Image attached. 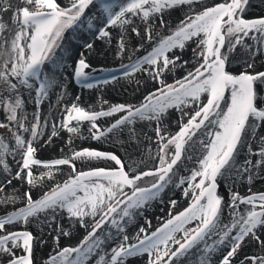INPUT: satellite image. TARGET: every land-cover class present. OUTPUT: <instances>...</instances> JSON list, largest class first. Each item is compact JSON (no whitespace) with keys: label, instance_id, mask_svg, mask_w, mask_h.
I'll return each instance as SVG.
<instances>
[{"label":"snow or ice","instance_id":"6c2138e0","mask_svg":"<svg viewBox=\"0 0 264 264\" xmlns=\"http://www.w3.org/2000/svg\"><path fill=\"white\" fill-rule=\"evenodd\" d=\"M248 3L249 0H214L211 4L208 0H65L62 5L59 0H0V108L6 121L0 123V128L6 129L8 139L14 141L10 144L0 136V165L4 173L0 190L11 185L13 178L28 185L18 196L3 198L5 204L19 202L21 206L0 215V264H35L38 238L26 226L42 217L54 233H50L53 254L45 264H87L94 255L96 264H125L128 258L145 254L146 264H177L180 257L201 244L198 264H213L212 256L217 252L220 255L216 264H233L238 250L249 243L258 248L259 254L246 256L241 264H264V192L247 196L232 192L225 205L217 190L219 178L225 173L241 178L248 173L251 183L252 169L264 167V137L255 152L249 144V158L242 165L236 163L245 137L255 134L250 122L264 123V97L256 88L257 84L264 85V71L233 73L226 66L228 54L245 37L264 43V16L246 19L241 15ZM90 5L99 6L93 41L105 40L111 49V29L119 27L113 55L121 63L114 72L135 80V90L143 87L146 94L136 102L111 103L100 110L73 102L63 109L60 124L53 123L48 141L58 135V127L72 136L80 133L82 122H87L92 140L116 143L120 139L117 133L127 130L134 134L137 123L151 125L155 121L158 149L155 156L149 152L151 167L140 168L131 160L125 164L114 152L87 147L70 149V154L61 158H36L34 141L45 135L47 127L46 119L43 125L40 123V105L51 89L62 86L58 73L65 71L63 66H48L57 63V49L65 32L82 21ZM173 9L184 12V17L175 25L166 24L163 16L166 10ZM5 14H10V24L3 22ZM132 17L144 24L143 34L137 27L131 28L138 37L135 43L125 28L133 22ZM88 27H93L92 20ZM164 28L167 31L161 32ZM188 42L195 45L193 57L181 63ZM225 46L226 52L222 51ZM84 47L92 51L94 44L85 42ZM143 49L147 50L138 55ZM177 49L181 54H177ZM125 53L128 62H124ZM90 67L82 54L68 65L67 71L77 84L92 89L94 84L88 82L86 71ZM246 67L252 65L246 63ZM177 68L184 74L168 83L165 78ZM137 73L140 76L134 75ZM117 80V75L110 74L96 84ZM25 94L34 96L36 107L30 126L25 123ZM169 109H175L181 117L174 133L162 126ZM184 117H188L186 122ZM103 118H110L105 121L106 126L98 123ZM199 130L208 139L199 142L197 166L177 181L174 178L178 162L195 144ZM9 154L13 159L20 158L14 172L5 161ZM252 156L257 157L254 163ZM93 161L100 163L93 166ZM85 165L87 170H83ZM33 166L44 171L35 175ZM62 166H67L68 175L61 181L55 174L66 171ZM45 177L51 183L46 184ZM169 184L187 185L183 189L185 196H191L187 207L174 216L170 214L154 231L140 227L135 234H127L126 226L139 210L159 197ZM38 185L41 194L34 198L32 190ZM170 204L175 206L176 201L170 200ZM225 206L230 215L228 222L222 219ZM193 222L194 227H185ZM18 224L25 227L18 230ZM77 226L84 229L83 238L75 246L61 247V236L70 238ZM102 226L115 229L106 235L116 243L105 252L98 251L105 243L97 234ZM44 242L40 238V243Z\"/></svg>","mask_w":264,"mask_h":264},{"label":"rangeland","instance_id":"374dc122","mask_svg":"<svg viewBox=\"0 0 264 264\" xmlns=\"http://www.w3.org/2000/svg\"><path fill=\"white\" fill-rule=\"evenodd\" d=\"M214 0H208V3H213ZM215 2H222V0H215ZM59 3L62 5L65 3V0H59ZM99 6L98 5H90L88 9L85 10V14L82 17V21L78 23L74 28L69 29L65 32L63 39L60 41L61 47L57 49L56 53V59L57 63L49 65V68H60L61 66H65V71L63 73H58L60 80L62 81V86H58L54 89H51L49 91V95L47 98H44L41 105H40V123L41 125L44 124L45 119L47 120V127L45 129V135L37 138L36 141H34L35 147L37 148L36 152V158L40 160H48L53 158H61L67 154H70V149L80 150L84 147L96 149V150H106L111 151L116 154H118L124 161L125 164H127L123 158L121 146L122 143L126 142L130 144L131 147H133L136 150H141L143 159L137 161V164L140 168H144L145 166L151 167L153 164V160L149 158V152H151L152 156H155L157 149H158V141L155 138L154 128L156 122L153 121L151 125H149L148 122L142 123V128L137 126L141 123H137L135 125V133L130 134L127 130L124 131L123 134L117 133L119 137L125 135V140L119 139L116 143H113L112 140H104V141H94L91 139L87 129L88 124L87 122H82L80 125V133L79 134H73L72 136L67 133L66 130H64L62 127H58V135L55 137H52L51 141H48V136L51 133V129L53 126V123H56L57 125L60 124V121L62 120V117L64 115L63 109L66 106H70L71 103L75 102L79 104L81 107H84L86 109L91 106L95 110H100L101 107L107 108L111 103L116 102H136L137 100L142 98V94L145 93V89L143 88L140 92L132 95V97L129 96H123L117 93L116 88L118 87L119 81L126 79L122 78L119 73H115L114 69L118 68L121 61L118 58H115L113 55V50L115 49V44L118 41V34L120 33L121 29L119 27H114L111 29V35L113 39V44L111 46V49L109 48V45L105 43V40L97 39L93 41V33L96 31V24L98 23L97 18V12H98ZM10 14H5L2 17V20L6 24H10L9 20ZM241 15L246 19L251 18H257L260 16H264V0H249L248 5L246 6L245 10L241 13ZM89 17H91V20L93 22V27L89 28ZM184 12H182L179 9H173V10H166L163 19L166 22V24L175 25L178 23L180 19H183ZM159 20V17H157V22ZM132 23L129 25H125V28L127 29V36L132 38V43H135L138 40V37L135 36V33L131 32L132 27H137L141 33L143 34L144 24L141 22L140 19L136 17H132ZM84 23V26L81 28V25ZM167 28L161 29V32H166ZM90 32V34H88ZM84 33L86 34V38L83 36ZM89 35V36H88ZM83 36V37H82ZM88 36V37H87ZM74 39L79 40V44L81 49H83L82 53L70 55V57L66 56V52L75 44L73 42V45L69 40ZM73 40V41H74ZM85 42L93 43L94 47L92 51H89L84 47ZM71 44V46H70ZM195 47L194 44L191 42H188L187 47L183 50L182 53V60L181 63H183V60H192L193 52L192 49ZM147 49L141 50L138 55H143L144 51ZM177 54H181L180 50H175ZM222 51H227V47L222 49ZM83 54L84 58L87 62L90 63L91 67L87 69L86 71L89 73V83H93L94 87L92 89H86L83 88L81 85L77 84L75 80L71 78L70 71H67V67L70 64H73L74 61L79 58ZM229 60L231 58H234L233 63L229 65V60L227 63V68L230 72L233 73H239L240 71H248L249 73L256 72V71H264V43H260L258 40L252 39L250 37H245L240 45H237L236 49L230 52L229 54ZM234 56V57H233ZM124 62H128V54L125 53L124 55ZM247 64H251L252 67H246ZM146 67V66H145ZM186 67H191V65H186ZM95 69V71H93ZM101 69H104L102 71ZM110 74H115L118 77L117 81H112L108 84H96L97 80H104L109 77ZM184 74L183 70L180 68H177L174 73H170L165 79L168 83H172L175 78H180ZM136 76H139L140 74H134ZM126 82L129 84H132L135 82V80L129 81L126 79ZM64 83L66 84L65 89L61 88L64 87ZM118 84V85H117ZM151 86V85H150ZM156 87L159 85L156 84ZM258 93L261 94L262 97H264V85H256ZM68 89V90H67ZM229 93H226L228 95ZM66 96L69 97L66 103L62 104L59 102L61 99L65 98ZM77 97L79 99L77 100ZM23 99L25 101V114L27 119L25 120V123L30 126L32 122H34L33 113L36 111V107L34 104V96L33 98H29L27 94L23 96ZM100 100H106L108 101L107 104L101 105L99 103ZM55 107V108H54ZM57 108V109H56ZM58 111L57 114H54V110ZM186 111H189L190 109H185ZM110 118H103L100 121H98L99 124L106 126L105 121L109 120ZM180 113L177 112L175 109H169L168 113L163 117L162 126L165 127L167 131L175 132L178 130L179 121H180ZM188 117H184V122H186ZM4 113L2 108H0V123H4ZM72 126L76 125L75 121L70 122ZM211 127V126H209ZM250 129L255 128V134L254 136H246L244 142H242L239 152L237 154V161H239L240 157L244 156L243 161L248 157V146L251 145V148L255 152L261 145V137H264V123H258V124H252L250 122L249 124ZM140 128V130H139ZM25 137L28 136V133H24ZM0 136L4 137L10 144H14V141H11L8 139L7 130L0 128ZM199 139L207 140L208 137L204 133L203 130L198 131V135L195 138V145L194 148L197 149L198 152L196 155L193 156V163L191 166L188 167V169L182 173H178L179 168L181 167L182 163L185 160V157L187 156L188 152L183 156L180 165L177 167V176L174 178L175 180H179L180 176H187L190 174V170L193 167H196V159L201 151L200 141ZM45 141H48L45 143ZM174 150V149H173ZM13 156L11 155V158ZM256 156H252L251 159L253 163L255 162ZM20 158L17 156L15 158L16 160V167L13 168V172L17 170V161ZM5 161L9 162V155L5 158ZM242 161V159H241ZM100 162L93 161V166L99 164ZM239 164V163H238ZM3 168L2 165H0V168ZM65 167L66 171L64 173H56L55 175L61 179L66 178L68 175L67 166ZM77 169H81V165L79 162H77ZM83 170H87V165L83 167ZM41 171H44L40 166H33V172L35 175H39ZM4 175V174H3ZM228 175V176H227ZM224 176H227L229 181L237 182L236 186L232 185L229 186L227 191H224L221 189L222 184L221 181L223 177L219 178L218 182V193L223 197V202L225 205L228 203L229 195L232 192L239 193L240 196H247L252 193H259L264 192V167L260 169H252V180L251 183H249L247 176L248 173H243V178L237 175H229V173H225ZM235 177V178H234ZM3 179V176L0 178V180ZM45 183H51V181H48V178H44ZM187 187V185H183L181 187H176L175 184H169L166 186L165 190L160 194L158 201L160 199L164 198V201L166 203L165 207L161 210L160 215H158L157 220L151 224L149 227H146L145 229L148 232L154 231L157 227H160L171 215H176L178 212L182 211L184 208L187 207L188 202L191 199V196H185L184 192L182 195L177 196V191L181 193L183 189ZM28 188V185L26 182H21L16 179H12L11 185H5L4 189L0 190V215H3L9 211H12L15 208H18L21 206L19 202L13 204L8 203L5 204L3 202V198L9 196V195H16L18 196L20 192L26 190ZM40 186L38 185L36 188H33L32 195L34 198H38L41 194L39 191ZM168 188V190H167ZM170 188V189H169ZM175 188V189H173ZM172 189L174 191H172ZM155 200V199H154ZM151 201L148 205H151L153 202ZM170 200L176 201L175 206L170 204ZM147 205V206H148ZM243 205H241L242 207ZM244 208V206H243ZM147 207L139 210V212L135 215L142 216L144 220V214L148 212ZM228 208L225 206L223 214L226 213ZM150 215V213L148 214ZM138 217V218H139ZM134 221H138L133 223L134 225H137L140 220L135 219ZM107 224V222H106ZM195 222H193L190 225H185V227H194ZM25 226L23 224L16 225V229H23ZM140 227H144L141 225H138V229ZM27 230L31 231L35 237L38 239L35 241V251H34V261L35 264H45L48 256L50 254H53V244L51 242V235L52 233L51 228L48 226V223L45 222V219L42 217L40 220L31 222L26 226ZM115 232V229H110L109 227L102 226V229L97 230L98 236L105 240V243L101 246L100 249H98L99 252H105L108 249H110L114 243H116V240H108L107 239V233L109 231ZM126 232L127 226H126ZM54 234V233H52ZM43 235V236H42ZM85 235L84 229L77 228L73 230V233L71 237L61 236L59 244L61 247L64 246H75L79 243V240L83 238ZM181 234H177V237L179 238ZM40 236L44 239L46 237H49L50 245L44 249V251H40L41 253H37V247L36 244L40 241ZM213 238H210L207 240V243H211ZM175 247V246H173ZM244 250L240 252L235 257H233V264H241L242 261H244L246 256H251L253 254H259V250L257 247L252 246L251 244L245 246ZM248 247V248H247ZM203 248V244L199 245L198 247L193 248L190 250L188 254H186L183 257H180V259L177 261V264H198V257L200 255V251ZM75 254H73L74 256ZM146 254L143 256L145 257ZM141 258V256H135L128 258L125 262V264H130L133 260ZM97 257L94 255L90 257L87 264H96Z\"/></svg>","mask_w":264,"mask_h":264},{"label":"bare ground","instance_id":"6f19581e","mask_svg":"<svg viewBox=\"0 0 264 264\" xmlns=\"http://www.w3.org/2000/svg\"><path fill=\"white\" fill-rule=\"evenodd\" d=\"M89 20H91V17H89ZM84 26V23L81 25V28ZM88 34H90V32L88 33ZM85 38H86V34L84 33V35H83ZM82 36V37H83ZM89 36V35H88ZM87 36V37H88ZM74 39H71V40H69V42H71L72 43V45H73V42L75 43L71 48H70V51L68 50L67 52H66V56H68V57H70V55H75V54H80V53H82L83 51V49H81V47H80V44H79V40H77V42H76V40H74ZM70 46H71V44H70ZM234 57V56H233ZM233 60H234V58H231V60H229V65H231L232 63H233ZM63 68H65V66H63ZM140 76V75H139ZM123 78V77H122ZM143 83V81L141 80V84ZM118 84H120V85H118ZM117 85H118V87L116 88V90L115 91H117V93H119L120 95L122 94L123 96H129V97H132V95H134V94H136V93H138V92H140L142 89H143V87H140L139 88V90L137 91V90H135L136 89V87H137V85H136V81L135 82H133L132 84H129V83H127L126 82V79H123V80H121V81H119V83H118ZM129 85H131V86H129ZM64 87H61V88H64L65 89V87H66V84L64 83V85H63ZM68 90V89H67ZM264 94V93H263ZM69 99V97L68 96H66L65 98H63V99H61L60 101H62V102H59V103H62V104H64V103H66L67 102V100ZM55 108V107H54ZM57 109V108H56ZM54 110V114H57L58 113V111H55V109H53ZM142 123H144V122H142ZM142 123L141 124H139L138 126H137V128L138 127H141L142 126ZM142 128V127H141ZM139 130H140V128H139ZM125 138H126V136L125 135H123V136H121L120 137V139H122V140H125ZM199 141H200V139H199ZM196 143V142H195ZM123 145L121 146V150H122V154H123V158H124V160H125V162L128 164V162L131 160V161H135V162H137V161H139V160H142L143 158V155L141 154L142 153V151L141 150H136V149H134L133 147H131L130 146V144H128V143H126V142H124V143H122ZM194 146L195 145H193L192 146V148H190L189 149V151H188V154H187V156L185 157V160H184V162L182 163V165H181V167L179 168V170H178V173H182V172H184V171H186L187 169H188V167L189 166H191V164L193 163V156L194 155H196L198 152L196 151L197 149H195L194 148ZM185 156V155H184ZM189 157H191L190 159H189ZM184 158V157H183ZM241 159H242V161H241ZM243 159H244V156H242V157H240V159H239V161L237 162V164L238 165H242V163H243ZM181 162V161H180ZM180 162H178V165H180ZM7 164L9 165V168H10V170H12L13 171V168H15L16 167V160L15 159H13V157L11 158V154H9V162L7 161ZM3 168L1 167L0 168V178L3 176ZM230 175V174H229ZM233 175H235V174H233ZM228 176V175H227ZM227 176H224L223 177V179H222V181H221V184H222V190H223V192L224 191H227L228 190V188H230L229 186H231L232 187V185H234V186H236L237 184V182H234V181H236V180H234V181H229L230 179H228V177ZM232 176V175H231ZM235 178V177H234ZM170 189V188H169ZM173 189H175V188H173ZM172 189V191H174ZM167 190H168V188H167ZM183 194V191H181V193L179 192V191H177V196H180V195H182ZM165 205H166V203H165V201H164V198L162 199H160V201H158V199H155L154 200V202L151 204V205H148V206H146L148 209H146V210H148V212L147 213H145L144 214V220H143V218H142V216L143 215H141L140 217L139 216H135V218H134V220L135 219H137V220H140L139 221V223L137 224V225H134L133 223H135V222H138V221H132V222H130L128 225H127V231H128V234L131 236V235H133V234H135V232L138 230V225H141V226H144V228H146V227H149L151 224H153L156 220H157V217H158V215H160V214H162L161 213V210L165 207ZM145 207V208H146ZM241 210H243V206L241 207ZM150 213V215H148ZM139 217V218H138ZM67 219V217H66V215H65V220ZM222 219H223V221L224 222H228L229 220H230V215H229V211H227L226 213H224L223 214V217H222ZM58 221H59V217H58ZM66 226V225H65ZM43 236V235H42ZM42 236H40V238H42ZM43 239H44V237H43ZM46 242H44V243H40V241L38 242V244H36V247H37V250H36V252L37 253H41L40 251H44V249L46 250V248L50 245V239H49V237H46L45 239H44ZM248 244H244V246L241 248V249H239L238 250V254L240 253V252H242L243 250H244V248H246L245 246H247ZM249 245H250V243H249ZM248 248V247H247ZM219 252H217V253H215L213 256H212V261H213V264H216V261H217V259H218V257H219ZM146 261H147V256H145V257H141V258H138V259H135V260H133L130 264H146Z\"/></svg>","mask_w":264,"mask_h":264}]
</instances>
